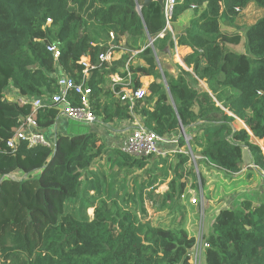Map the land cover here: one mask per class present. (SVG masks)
Returning <instances> with one entry per match:
<instances>
[{"label":"trees","instance_id":"obj_1","mask_svg":"<svg viewBox=\"0 0 264 264\" xmlns=\"http://www.w3.org/2000/svg\"><path fill=\"white\" fill-rule=\"evenodd\" d=\"M142 3L0 0L3 264H190L194 238L142 222L116 205L89 203L81 197L84 174L103 155L120 159V168L138 170L151 158L136 159L120 149L108 152L96 130L58 132L50 148H28L25 142H19L14 151L7 147L27 118L41 131L54 125V107L33 111L31 104L20 100H46L56 94L57 69L81 83L83 56L97 66L85 85L91 91L98 127L131 120L128 105L111 90V78L116 73L125 76V64L138 52L129 64L135 87L140 86L139 78L152 77L153 82L134 112L159 137L176 131L178 147L187 152L173 154L168 193L149 194L155 213L166 211L181 195L188 202L187 180L197 181L181 129L189 138L203 194L211 181L219 179L230 181L225 189L236 190L249 189L264 179V0H183L174 9L172 33L166 31L161 38L158 35L165 29L161 8L157 3L142 7ZM250 7L260 18L249 26L240 24ZM109 33L119 46L110 63H99L97 56L106 51ZM173 37L178 49L190 50L182 57L190 71L174 63L177 76L164 70L162 75L156 58L174 59ZM146 38L153 48L144 45ZM49 44L59 48L57 63L46 50ZM240 45L243 52L235 50ZM9 90L15 92L12 98ZM71 95L77 106V98ZM237 121L243 126H236ZM244 150L251 167L245 166ZM191 186L197 189L196 184ZM207 199L205 215L222 207V199L210 194ZM89 208L93 209L91 219L86 214ZM206 242L203 264H264V202L241 200L220 209Z\"/></svg>","mask_w":264,"mask_h":264},{"label":"rangeland","instance_id":"obj_2","mask_svg":"<svg viewBox=\"0 0 264 264\" xmlns=\"http://www.w3.org/2000/svg\"><path fill=\"white\" fill-rule=\"evenodd\" d=\"M260 16L259 12H257L253 7H250L244 11L239 23L249 26L255 23ZM225 30L227 32L234 31L232 28H225ZM144 45L151 47L150 38L144 39ZM235 50L243 52L244 47L243 45H240L235 48ZM174 54V59L165 56L158 57V67L162 75L163 70L167 71V68L171 67L177 76L174 63L179 62L176 59L175 50ZM201 87L204 89L203 85H201ZM7 94L11 98L15 96V92L13 90H9ZM129 121L134 122L132 120ZM115 123L118 124V122ZM68 125L72 131L75 127H82L86 129L85 126L75 123H65L63 121H59L57 125L52 126L53 128L51 130H54L55 127H57V132L60 133L66 130ZM236 126L243 125L237 121ZM131 128L132 126L130 123L127 126H122V128H112L115 132H119L120 130H124L125 132L124 134H121L122 137L119 139L117 138L115 141H112V143H110L111 140H104L108 152L116 149L121 150L122 141L129 134ZM174 132L175 133L172 134L177 136L178 133L176 131ZM172 134H166V136ZM188 153L192 157V165L197 176V181L195 183L190 178L187 180V192L190 197L189 201L193 198L202 200L205 207L206 201H208L207 196L210 194L211 197L223 200L221 208H224L227 201L232 198H252V200L256 202L255 198H258L259 196L258 189L261 187V179H259L254 186L252 185V187H250L251 189L249 188L250 190L245 187H242L239 190H236L238 188L225 189L226 186L231 185L229 180L225 181L224 179H219L218 181H211L209 187L205 188V192L203 194L202 182L198 176L195 157L190 151ZM174 156L175 155L168 153L166 159L151 158L146 162L143 170H138L136 167L120 168L122 161L107 153L103 155L102 158L96 160L90 170L84 174L82 188L80 190L81 197L89 203L96 204L98 201H103L108 203L109 206L116 205L124 210H129L142 222H148L154 227L182 231L188 237L194 238L196 245L198 246L197 239H199V235H201V233L207 232L208 217H210L211 212L215 210L216 207L209 214L205 215L203 208L196 206L191 208L188 206L189 201L187 202L182 199L177 201L176 199H173L166 211L155 213L152 210V203L150 201L149 194L154 193L155 196L157 194L165 195L168 193L169 181L173 177L171 167L175 161ZM151 180L155 181L152 186L149 184ZM194 184L197 185V189L192 188L191 185ZM86 214L87 217L91 219L93 209H87ZM201 262L203 264V254ZM0 264H3L2 260H0Z\"/></svg>","mask_w":264,"mask_h":264},{"label":"built area","instance_id":"obj_3","mask_svg":"<svg viewBox=\"0 0 264 264\" xmlns=\"http://www.w3.org/2000/svg\"><path fill=\"white\" fill-rule=\"evenodd\" d=\"M183 0H164L163 8L161 9L162 15L165 21V29L158 38H161L166 31L172 33L171 20L175 7L180 4ZM51 23L50 20L46 21V25ZM107 49L105 52L100 53L97 56L99 63H110L113 57V51L118 48L119 42H115V36L113 33L108 34ZM175 44L174 50L177 53L176 42L173 37ZM48 53L52 55L53 60L57 63L59 60V48L55 44H49L46 46ZM138 52H134L132 57L129 58L124 66L125 76H121L116 73L112 76L111 90L115 97L124 104L128 105V110L131 116L130 125L132 126L129 134L123 139L121 144V151L133 158H164L168 156V153H187L184 148H179L177 140L168 139L166 137H159L153 132L149 131L139 120V116L135 114L134 110L137 103H140L148 96V90L144 86L135 87L132 74L129 70L130 62L135 58ZM82 67V81L76 83L73 79L65 76L59 69L56 78V84L58 92L46 100L39 98L31 99L26 101L25 99L20 100L24 103L31 104L33 111L41 107H54L57 110V116L53 126L57 125L59 121L65 123H75L81 126H85L88 129L97 130L96 117L91 110V91L86 87V81L90 76V73L96 69L95 63H93L89 57L83 56L79 62ZM115 87L119 88V91H115ZM77 98L78 105L72 104V95ZM57 127H55L54 130ZM53 130V131H54ZM55 136V135H54ZM53 136V138H54ZM185 142H188L186 135L182 133ZM19 142H25L28 148H34L37 146L42 147H53V142L50 141V137L44 131L38 129L37 123L30 117L25 120L22 124L20 131L7 143V147L13 151L16 149ZM174 146L173 149L168 150V146ZM188 149V148H187ZM182 200H185V195H181ZM189 203L193 206L204 208L202 200L195 198L190 199ZM205 233L199 235L193 248L189 252V263L190 264H202L201 257L205 249L208 248L206 242Z\"/></svg>","mask_w":264,"mask_h":264},{"label":"crops","instance_id":"obj_4","mask_svg":"<svg viewBox=\"0 0 264 264\" xmlns=\"http://www.w3.org/2000/svg\"><path fill=\"white\" fill-rule=\"evenodd\" d=\"M188 52H190L189 49H186V48L178 49L177 48V53H176V59L179 62L177 64L180 65L186 71H190V70L187 69L184 66L183 61H182V57L185 54H187ZM156 59L158 61V57ZM167 71L170 74L176 76L174 70L171 67L167 68ZM138 82H139V85L148 88V86L153 82V78L152 77L139 78ZM163 82L165 83L164 80H163ZM129 123H131V121L118 122V124L117 123L104 124V125H101L99 127L97 125V127H96V129H97L96 130V133L102 138L103 141L105 139H107L108 141L111 140L110 143H112V141H115L117 138L119 139L120 137H122L121 134H124V132H125L124 130H120V131L118 130L119 132H115L112 128H118V127L122 128V126H124V125L127 126V125H129ZM52 128L53 127H51L50 129L44 131V133H46L48 135V137H50V141L51 142H53V140H54L53 139V136L56 133H58L57 130H54V131L51 130ZM123 128H126V127H123ZM70 129L71 128L68 125L67 128H66V130H64L63 132H60V133L72 135V134L77 133V132H86L87 130H92V129H88L87 127H86V129H84L82 127H75V128H73V131L70 130ZM172 133H175V132H171L169 134H172ZM180 134H182V131L181 130H180ZM165 137L168 138V139H175V140H177V136H175L174 134L167 135V136L165 135ZM175 146L176 145H174V146L173 145L172 146H168V150L171 151L170 149H173ZM243 158H244L245 166L246 167H251V159H250V156L248 155V153H247L246 150H244V152H243ZM261 180H262L261 181V187L258 189L259 196H258V198H255L256 202L253 201L252 198H250V199H247V198L246 199L232 198L229 201H227L226 205L228 206V205H231L232 204L233 206H236V205H238L240 203L241 200H249V201L253 202L254 204H259L260 202H264V179L261 178ZM257 181H259V180H257ZM253 186H254V184H253ZM220 209H222V208L220 207V208L214 210V212L211 213L210 217H208V224H207L208 230L205 233L206 237L208 236V234L210 232V227H211V224L213 222V218H214V216L216 215V213Z\"/></svg>","mask_w":264,"mask_h":264},{"label":"water","instance_id":"obj_5","mask_svg":"<svg viewBox=\"0 0 264 264\" xmlns=\"http://www.w3.org/2000/svg\"><path fill=\"white\" fill-rule=\"evenodd\" d=\"M163 1L164 0H143L142 7H146L150 3H157L159 5V7L162 9L163 8ZM138 11H140V7H138ZM150 45L153 48L152 41H150ZM181 131L184 135H186L183 129H181ZM187 148H188V151H190V147H189L188 142H187Z\"/></svg>","mask_w":264,"mask_h":264}]
</instances>
